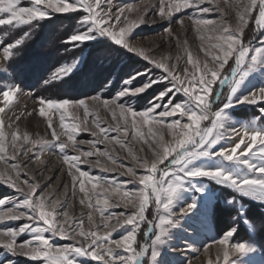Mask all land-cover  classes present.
Returning a JSON list of instances; mask_svg holds the SVG:
<instances>
[{
	"label": "snow or ice",
	"instance_id": "1",
	"mask_svg": "<svg viewBox=\"0 0 264 264\" xmlns=\"http://www.w3.org/2000/svg\"><path fill=\"white\" fill-rule=\"evenodd\" d=\"M205 2L206 0H160L159 15L162 19L171 21L173 13L181 12L186 8L194 9V13L188 18L192 20L202 42L201 50L206 56H210L214 65L210 67L207 62L201 64L198 59L193 58L190 52H187V41L181 44L177 40V46L183 47L187 52V63L193 69L189 72L185 68L181 75L175 71L176 64L169 63L171 57L157 58L133 42L131 33L133 29L144 23L143 17L138 20L124 17L122 20L121 16L125 8L121 6L117 12L113 13L111 0H103V6L102 0H31L29 7H18L20 0H0V14H7L6 17L0 15V26L7 25L11 29L21 25L30 26L19 38L0 41V60L4 62L0 73L10 75L9 62L19 54L21 46L25 44L26 39L30 38V33L40 21L47 20L54 14L71 13L83 14L79 21L80 31L70 35L65 41L73 49L99 36L118 48L143 59L154 69L161 70L159 79L152 77L150 72H137L130 80L124 82L125 85H132V81H137L141 76L145 77L147 82L142 83L138 88L134 85L123 88L115 99H102L100 95L88 98L93 104L110 109L114 120L117 119L118 111L119 119L124 124L123 128L119 122L115 129L102 127L89 108L86 99L53 101L44 96L37 97L38 114L47 118L52 140L31 139L27 132L21 133L16 128L11 133L10 146L17 149V141L21 142V146L27 145L24 151L19 153L20 160H23L29 153H33L32 156H28L24 167H27L33 159L39 160L45 152L58 150L68 166L67 175L71 179L72 195L74 196L77 190L83 194L79 203L84 205L87 201V208L90 211L86 218L93 227L85 231L83 217L74 222L67 211L57 212L58 206L65 207L66 205H59L58 201L49 199L43 194L37 195V189L40 187L38 183L23 179L22 183L26 186V191L5 173H0V180L23 196L22 200L13 202V206L6 212L0 211V221L6 219H26L28 221L18 229L0 230V246L13 255L26 256L33 261H43L44 264H81V260L89 258L100 264H161L160 250L166 244L170 230L175 228L180 220L173 219V217L178 215L183 218L196 208V204L192 203L181 208L179 212L172 211L174 199L185 181L192 178H207L230 187L242 195L264 201V130L247 127L225 128V114L228 109L236 104L255 105L264 101V87L238 100H233L248 76L253 71L264 68V36L259 41L260 47H253L250 42L245 43L243 40L244 31L249 20L252 19L254 10H258L256 25L259 29H264V0H248L247 3H240L239 0L230 3V0H224L225 4H229L235 11L237 23L234 28L222 19L215 20L202 14L198 15L197 13L213 11H221L223 14V9L219 7V4L215 8H201L200 5ZM127 10L131 12L133 9L129 6ZM34 21L37 23L34 24ZM177 22L183 24V19L177 18ZM165 32L169 36L173 35L171 27L165 28ZM204 44H207V48L203 47ZM250 53H252L251 56ZM232 58H234V66L225 72V67ZM179 59V56L175 57V60ZM79 62L77 58L73 63L58 68L50 80L45 83L61 81L69 77L74 69L76 70ZM165 81L167 84L164 91L155 96L150 101V106L142 111H136L126 104L117 103L121 97L138 96L154 85ZM225 85L228 88L226 97L220 91ZM23 92L24 89L19 85L0 87V96L3 98L4 105L0 107V113H4L5 108L13 102V98ZM180 93L186 97L185 103L174 102L175 97ZM218 99H222V103H217V110H213L212 105ZM80 109H83V120L78 115ZM49 112L59 114V126L62 132H56ZM260 114L264 116V108L260 109ZM90 115L93 116V123L98 130L92 135L103 136L104 141L114 142L124 148L131 157L134 167L126 166L106 150L101 151L96 148L97 143L104 141H92L94 150L82 151L77 147L76 136L80 131L88 130L87 123ZM129 116L131 117L130 122ZM66 117H70V122H65ZM170 117L174 119L169 121L167 118ZM16 119L19 120L20 117L17 116ZM204 121H210V125L202 128ZM144 126H148L147 133L143 131ZM129 128L132 130V140L139 139L148 144L152 153L151 160L140 158L125 140L119 137H109L111 131L128 137ZM159 129H165L171 136V140H165L164 131ZM62 136L67 137V142H60ZM237 136L239 137L238 142L234 139ZM5 139L4 122L0 119V161L7 164L9 160H16L17 155H4L7 148L4 143ZM222 140H226L227 143L222 144ZM85 142L79 141L80 144ZM69 147L79 154L68 155L65 150ZM140 151H143V148ZM93 156L105 157L114 168L109 169L100 159L91 161L89 158ZM201 158H215L225 163V166L193 168V162ZM82 163H94L101 171L124 169L121 175L132 177L131 182L141 187L136 191L122 190L120 183L93 176L88 171L82 170L80 167ZM227 164L233 165L235 170L229 171ZM137 167L143 169L144 172L138 175L135 171ZM10 168L16 172V179L19 180L20 165L11 164ZM87 185H91V188ZM111 196H119V203H110ZM8 200L9 197H4L0 199V204ZM120 204H123L125 208L131 207L135 211L130 214L108 213L109 208L119 207ZM150 205H154L155 209L153 221L147 220L145 215ZM92 212L99 213L103 221V231L95 226ZM105 213L108 214L105 215ZM60 216L63 217L62 220L58 219ZM113 220L115 224L110 225L109 222ZM142 223L148 224V230L144 233L145 238L150 236L154 238L150 239V243H145L137 249L135 247L137 233ZM118 228H124L125 231L121 238L113 239L112 233ZM25 232L31 233L32 238L16 244V237ZM234 232V229L229 230L222 238L210 242L221 246L222 264H241L239 259L230 262V255L239 254L243 257L254 251L243 242L232 243L230 246V238L233 237ZM45 233H50L51 237H46ZM54 237H59L61 240H73L75 243L57 247L50 242V239ZM145 257L148 259L145 260ZM217 264H220L219 256Z\"/></svg>",
	"mask_w": 264,
	"mask_h": 264
},
{
	"label": "rangeland",
	"instance_id": "2",
	"mask_svg": "<svg viewBox=\"0 0 264 264\" xmlns=\"http://www.w3.org/2000/svg\"><path fill=\"white\" fill-rule=\"evenodd\" d=\"M234 0H230V3H233ZM240 3H247L248 0H239ZM113 5L112 12L115 13L118 11L119 7L123 6L125 8L124 14L121 16L123 20L124 17H127L130 20H138L140 17H143L144 23L141 24L139 27L133 29L131 33V38L133 42L138 45L139 47L149 51V53L157 58L168 56L172 59L169 60V63H175L176 68L175 71L183 74V69L187 68L189 72H192V66L187 63V52H190L194 59H198L201 64L207 62L209 66H214L210 56H206L205 52L201 50L202 42L195 30V26L191 19L188 18L189 15L194 13V9L186 8L183 9L181 12L173 13L171 17V21L169 19H162L159 15V5L160 0H111ZM219 4V7L223 9V14L221 11H213L211 13H197L198 15L202 14L207 18H212L215 20H223L228 25H231L233 28L235 27L237 20L235 11L233 7L229 4H225L224 0H206V2L200 5L201 8L203 7H212L215 8L216 5ZM31 6V0H20V4L18 7H29ZM103 6V0H102ZM132 7V11L129 12L127 9L128 7ZM4 15L5 17L7 14H0ZM56 15V14H54ZM81 15H83L81 13ZM82 17V16H81ZM258 17V10H254L252 13V19L249 20V24L254 23L255 28L258 29L260 38L258 40H251L247 41L252 44L253 47H260V39L264 36V29H259L255 23V19ZM177 18L183 19V24L177 22ZM81 19V18H80ZM80 21V20H79ZM35 22V21H34ZM4 26H0L2 29ZM247 26V28H248ZM171 27L172 29V36H169L165 32V28ZM244 31V37L246 30ZM3 35H0V41H5L3 39ZM100 39H105L103 37L97 36L96 39L88 41L86 44L94 43ZM177 40L183 44V42L187 41V52L183 47L177 46ZM245 42V41H244ZM245 42V43H247ZM203 47L207 48V44H204ZM126 51V50H125ZM127 52V51H126ZM131 54V53H130ZM218 54V53H217ZM252 53L249 55L251 56ZM134 55V54H132ZM135 56V55H134ZM179 56V60H175V57ZM137 57V56H135ZM139 58V57H138ZM143 61L146 65L143 68L144 72H150L151 76L154 78L159 79L161 76V70L154 69L151 64H148L143 59L139 58ZM74 59V61H76ZM83 60L84 56L79 57V64L77 65L76 70L74 69L75 73L77 70L83 67ZM74 61L67 63L71 64ZM64 64L62 66H65ZM61 66V67H62ZM234 66V58L229 59L228 65L225 67V72H228L230 68ZM4 67V62L0 60V68ZM139 72L138 70H134L131 74ZM72 73V74H73ZM70 74V75H72ZM136 75V74H135ZM128 76L126 80L124 78L115 86V89L112 91V94L104 96L101 93L96 94L90 97H94L100 95L102 99H115L125 87H130L134 85L135 87H140L142 83L147 82L145 77L140 80V82L132 81V85H125V81L130 80L132 76ZM143 77V76H142ZM140 78V77H139ZM138 78V79H139ZM167 82H162L160 84L154 85L158 91H164ZM14 84L8 85L12 86ZM151 87V88H154ZM218 87V85L216 86ZM264 87V68L259 69L257 71H253L252 74L248 76V78L243 82V84L239 87L238 91L236 92L233 100H238L241 97L249 95L251 92L256 91L258 88ZM22 88V87H21ZM149 88V89H151ZM162 88V89H161ZM23 89V88H22ZM148 89V90H149ZM147 90V91H148ZM146 91V92H147ZM221 93L226 97L228 93V88L225 85L221 90ZM127 96L121 97L117 100L118 104H126V106L130 107L136 111H142L150 106V101L153 100L155 96H151L148 103L140 107L141 96ZM159 92V93H160ZM158 93V94H159ZM157 94V95H158ZM156 95V96H157ZM141 97V98H140ZM89 97L83 99H75L71 101H78L86 99L88 101L89 108L92 110L93 114L96 118H98L102 127L115 129L117 122L120 123L121 127H124L123 121L119 119V113L117 111V119L114 120L111 115L110 109H105L102 105L97 106L91 102ZM167 100V97H165ZM54 101V100H53ZM62 101V100H57ZM186 97L183 96L182 93L178 94L175 97V103H185ZM217 103H222V99H218L216 103H214L213 110H217ZM264 101H261V104ZM260 104H236L234 107L228 109L226 112V121H225V128L226 129H233V128H255L258 130H264V126H262L259 122V119H238L234 115V111L238 110L241 107H255ZM3 98L0 96V107H3ZM38 100L37 97L33 96L32 93L26 91L24 89L23 94L18 93L14 98L13 102L9 105L8 108H5L4 113H0V119L4 122V132L6 135V139L4 143L7 145L6 152L4 155L11 156L17 155L16 160H9L7 164L4 161H0V173H5L7 177H10L13 181L19 184L21 187H24L25 190L26 186L23 185V179H30L33 183H38L39 188L37 189V195L43 194L44 196L48 197L49 199H54L59 202V205H66L65 207H57V212L67 211L70 217L73 218V221H79L81 217L84 218V228L85 231H89L92 229L93 225H90L87 221V214L89 213V209L87 208V201L84 205L79 203L80 199L83 198V194L79 193L78 190L76 194L72 195V185L71 179L67 175L68 166L64 163L62 156L60 155L59 151L53 149L50 152H45L43 155L40 156L39 160L33 159L31 163L27 164V167H24V164L28 160V156H32L33 153H29L28 156L24 157L23 160L19 159V153L24 151V148L27 145L21 146V142L17 141L18 148L13 149L10 146V136L14 129L18 128L21 133L27 132L30 135L31 139H38L42 138L45 140H52L51 130L48 128L47 125V118L41 117L38 114ZM29 113H31L29 115ZM80 119L83 120V109H80L78 112ZM19 116L20 119L17 120L16 117ZM49 117L52 119L53 127L55 128L57 133L62 132L63 130L59 126V114L56 112H49ZM179 118V117H176ZM171 121L174 118H167ZM186 119V118H185ZM131 121V117L129 116V122ZM65 122H70V117H66ZM210 121H204L201 127L209 126ZM147 127L144 126L143 131L147 133ZM87 131H80L76 136L77 147L82 151L94 150L92 148V141H104L103 136H93L92 133L98 131L93 123V116L90 115L87 123ZM164 131L165 140H171V136L167 134L165 129H159ZM132 130L129 128V136L124 137L122 133H118L116 131H111L109 133V137H119L122 140H125L127 144H130L136 154L140 158H148L149 160L152 159V153L148 148V144L143 143V141L137 139L132 140ZM236 142H238L239 137L234 138ZM86 141L83 144H80L79 141ZM60 142H67V137L62 136ZM222 144H226V140L221 141ZM153 147H155L153 145ZM219 147V145H217ZM96 148L100 149L101 151H107L111 156L115 157L121 163L125 164L128 167H134L131 157L128 155V152L121 148L116 143H109L108 141H104L103 143H97ZM143 148V151L140 149ZM243 148V145H242ZM68 155H78L77 151H74L72 147H69L65 150ZM83 159V158H82ZM91 161H95L96 159H100L101 162L106 165L109 169H113L114 166L111 162L103 156H93L89 158ZM42 161V162H40ZM167 163V161H165ZM11 164H19L21 167L20 172V179H16V172H14L11 168ZM225 163H222L220 160L215 158H201L197 161L193 162V168H216V167H224ZM229 171L235 170V167L231 164L226 165ZM82 170L88 171L91 175L97 177L107 178L109 180H114L117 183L122 185V190H129V191H136L139 190L141 187L139 184L132 181V177L127 175H121V172L124 169L116 168L113 171H101L99 167H97L94 163L92 164H81L80 165ZM160 167H164V165H160ZM74 170V169H73ZM136 173L142 174L144 172L143 169L135 168ZM212 184L230 189L234 192L235 190L231 189L230 187L220 185L213 180L207 178H192L184 182L180 190L178 191L174 202H173V209L172 211L179 212L181 208L186 207L189 204L195 203L196 208L194 211L184 216L183 218L174 216L173 219H180L177 226L172 228L169 232L166 244L160 250V261L161 264H217V257H220V264H222L223 252L221 246L218 243H210L213 240H218L215 234V229L213 222L211 220V211L213 205L216 201V194L212 190ZM88 188H91V185H87ZM240 197L247 198L251 201L260 203L264 205V201H260L256 198L249 197L242 195L236 192ZM4 197H9L8 201H4L3 204H0V211L6 212L9 208L13 206V202L19 201L23 199L21 193L17 192L14 188L5 184L2 180H0V199ZM35 199V196L33 197ZM120 198L119 196H111L110 203L116 204L119 203ZM20 211H24V209H20ZM134 209L131 207L125 208L123 204H120L119 207H112L108 209V213H126L130 214ZM108 213H105L107 215ZM94 217L95 226L100 227L103 231L102 225L103 221L100 218L99 213L92 212ZM146 218L149 221H153L155 215L154 205H150L147 209ZM58 219H63L62 216L58 217ZM155 222V221H154ZM25 223H28L26 219L21 220H4L0 221V230L4 229H18L20 226H23ZM111 224H115V220L109 222ZM42 224V222H41ZM147 223H142L140 229L137 233V244L135 247L137 249L143 245V234L146 230ZM124 228H118L117 231L112 233L113 239L121 238L122 233H124ZM46 237H51L50 233H45ZM32 238L31 233L25 232L19 234L16 237V244L23 243L28 241ZM154 238L150 236L147 238L148 243H150V239ZM222 238V237H221ZM79 239V238H78ZM50 242L55 244L57 247H63L66 245H70L75 243L73 240H61L59 237H54L50 239ZM232 238H230V246L232 244ZM251 249L254 251L250 252L246 256H239V254H231L230 255V262L233 260H241V264H263L262 255L260 249L251 243H246ZM207 245V247H205ZM120 251V250H117ZM150 254V250H149ZM84 259V258H81ZM148 257H145L147 260ZM0 264H44L43 261H33L30 260L26 256H21L19 254L13 255L12 253L8 252L2 246H0ZM81 264H100L98 261H92L90 258L88 260H81Z\"/></svg>",
	"mask_w": 264,
	"mask_h": 264
},
{
	"label": "trees",
	"instance_id": "3",
	"mask_svg": "<svg viewBox=\"0 0 264 264\" xmlns=\"http://www.w3.org/2000/svg\"><path fill=\"white\" fill-rule=\"evenodd\" d=\"M81 16V13L56 14L40 21L30 33V38L21 46L19 54L9 62L10 75L0 73V87L14 84L35 97L44 96L54 101L75 100L100 93L104 96L110 95L123 78L126 80L128 76L136 74H131L135 69L143 71L146 65L143 61L106 39L84 44L76 49L65 43L70 35L80 31ZM29 27L21 25L11 29L10 26H5L0 29V35L7 33L3 35L5 41L19 38ZM259 38L258 29L251 23L246 30L244 41ZM80 56H84L81 69L64 80L45 83L58 68ZM143 78L141 76L135 82H140ZM155 88L154 86L140 97L138 108L141 109L149 102L151 96L160 92ZM261 108H264V103L255 107H241L234 111V115L245 120L259 118L260 124L264 126ZM212 190L216 194V201L210 216L216 236L221 238L226 232L234 229L232 242L257 246L264 264V205L214 184ZM147 230L148 226L145 232ZM145 243H148V240L143 234V244Z\"/></svg>",
	"mask_w": 264,
	"mask_h": 264
}]
</instances>
